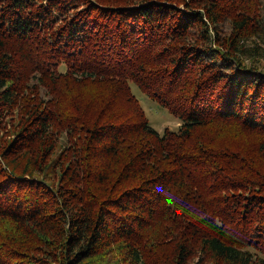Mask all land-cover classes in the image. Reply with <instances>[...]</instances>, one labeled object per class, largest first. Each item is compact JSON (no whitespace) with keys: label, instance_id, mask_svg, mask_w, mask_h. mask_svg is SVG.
Here are the masks:
<instances>
[{"label":"trees","instance_id":"16d2710c","mask_svg":"<svg viewBox=\"0 0 264 264\" xmlns=\"http://www.w3.org/2000/svg\"><path fill=\"white\" fill-rule=\"evenodd\" d=\"M0 264H264V0H0Z\"/></svg>","mask_w":264,"mask_h":264},{"label":"rangeland","instance_id":"374dc122","mask_svg":"<svg viewBox=\"0 0 264 264\" xmlns=\"http://www.w3.org/2000/svg\"><path fill=\"white\" fill-rule=\"evenodd\" d=\"M109 55V54H108ZM111 60L116 59L115 56L110 57ZM115 62H118L116 59ZM61 70H64V65H61ZM133 91L136 94L139 102L142 103L141 106L143 107L145 114L150 122L151 126L159 132H163L166 128L176 130L179 126L178 119L170 114V112L156 103L155 100L152 98L144 95L141 90L136 86L133 85Z\"/></svg>","mask_w":264,"mask_h":264}]
</instances>
